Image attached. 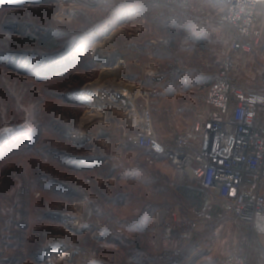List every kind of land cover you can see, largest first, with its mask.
I'll use <instances>...</instances> for the list:
<instances>
[{
	"label": "rangeland",
	"instance_id": "obj_1",
	"mask_svg": "<svg viewBox=\"0 0 264 264\" xmlns=\"http://www.w3.org/2000/svg\"><path fill=\"white\" fill-rule=\"evenodd\" d=\"M228 5L0 0V264H176L184 246L212 249V238L195 236L193 229L190 238L180 232L165 243L152 237L154 228L137 242L123 225L134 217L123 201L137 199L145 183L161 182L164 170L152 163L157 156L128 143L127 136L139 131L136 110L146 94L159 137L175 140L190 129L195 115L174 114L178 107L161 100L163 91L185 85H161L155 78L220 65L223 38L233 31L231 48L236 38L222 20ZM260 21L264 0H257L254 27ZM261 40L250 49L259 82L234 78L252 95L264 94ZM66 63L73 68L47 74ZM215 81L190 82V91L200 92L204 118L230 115V109L223 113L206 102ZM253 120L264 127V109ZM73 220L80 225H70ZM171 231L166 228L165 235ZM55 251L68 255L51 259Z\"/></svg>",
	"mask_w": 264,
	"mask_h": 264
},
{
	"label": "built area",
	"instance_id": "obj_2",
	"mask_svg": "<svg viewBox=\"0 0 264 264\" xmlns=\"http://www.w3.org/2000/svg\"><path fill=\"white\" fill-rule=\"evenodd\" d=\"M256 7L257 0H229L222 20L236 31L233 52L261 44V34L254 27ZM233 69V56H227L206 96V102L223 113L230 109L228 117L220 113L196 120L189 130L166 143L156 133L146 94L145 103L136 110L139 131L129 134L127 141L164 156L197 181L207 192L205 198L219 201L223 216L242 225L252 237L264 234V127L253 120L257 110L264 109V94L252 95L243 82L233 81ZM184 235L190 238V233ZM170 257L172 261L177 258ZM222 264H247V255L237 248Z\"/></svg>",
	"mask_w": 264,
	"mask_h": 264
},
{
	"label": "crops",
	"instance_id": "obj_3",
	"mask_svg": "<svg viewBox=\"0 0 264 264\" xmlns=\"http://www.w3.org/2000/svg\"><path fill=\"white\" fill-rule=\"evenodd\" d=\"M257 25H260L258 27L262 32V38H264V21H260ZM231 32L233 33V31H230L229 39L223 38L225 46L223 49L224 54L220 51L222 54L219 58L220 65L215 63L207 72L206 69H200V67L188 68V70H181V73L177 76L171 74L155 78L156 83L161 85H165L167 82L185 85V90L182 87L181 89L174 88L169 93L165 91L161 93L162 102L167 101V106L173 105V109L178 107L179 113L173 111L174 114L192 113L195 115L196 120L203 121L206 119L202 117L204 112L199 110L202 104L200 102V92L190 91V82L193 85H198L208 79L213 81L217 79L221 72H219L220 68L223 69L224 57L232 51L233 37ZM186 45L188 46V44ZM226 50H229V52L227 53ZM232 56L234 59L233 78L259 82V80H256L258 75L255 74V69H253L255 61L252 58L251 50L234 52ZM252 77L255 78V81ZM190 100L193 103H190ZM201 101H203V98ZM217 117H219V114ZM161 139L163 140V138ZM172 140L163 141L170 143ZM148 151L150 152V150ZM155 156L157 157H154L152 163H159L164 168L159 175L162 181L145 183L147 185L140 188L141 193L138 194L137 199L131 200L129 196L127 200L123 201L124 203L122 202L134 209L132 211L133 219H124L123 225L133 229V236L137 242V238L141 237L139 240L141 242L142 237L148 234L149 230L152 232L154 228L157 229L150 233L152 237L156 238L155 241L159 237L161 242L165 241V243H173L181 236L180 232H188L193 229L192 233L195 236L207 235L208 239L212 238L210 247L212 249L195 246L194 248L188 246V248H185L184 246L183 249L186 251L181 257L183 261L180 260L176 264H197V261H201L200 264H206L210 261L222 264L223 260L238 246L246 253L247 264H264V234L248 237L242 225H236V222L223 217L224 210L219 201L205 198L207 192L197 181L190 180L182 170L173 167L164 156ZM164 184L165 186H163ZM168 227L172 228L170 236L165 235V229ZM221 247L224 248V251L221 250ZM215 249H218V252Z\"/></svg>",
	"mask_w": 264,
	"mask_h": 264
},
{
	"label": "bare ground",
	"instance_id": "obj_4",
	"mask_svg": "<svg viewBox=\"0 0 264 264\" xmlns=\"http://www.w3.org/2000/svg\"><path fill=\"white\" fill-rule=\"evenodd\" d=\"M95 101H96V99H94ZM85 137V136H84ZM75 138H77L76 136H73V139H75ZM78 219V218H77ZM71 220V219H70ZM70 223V222H69ZM69 225V224H68ZM70 225H72V226H74V227H78L79 225H80V223L78 222V220H73L72 222H71V224ZM76 229V228H75ZM68 255V253L67 252H60V251H55V253H53V255H52V258L51 259H53V258H61V257H65V256H67ZM51 259H49L48 261H50Z\"/></svg>",
	"mask_w": 264,
	"mask_h": 264
},
{
	"label": "trees",
	"instance_id": "obj_5",
	"mask_svg": "<svg viewBox=\"0 0 264 264\" xmlns=\"http://www.w3.org/2000/svg\"><path fill=\"white\" fill-rule=\"evenodd\" d=\"M73 68V66H70V64L69 63H66V66H52V67H50L49 68V70H48V72H47V74L49 73V74H51V73H62L63 71H65V70H67V69H72ZM48 74V75H49Z\"/></svg>",
	"mask_w": 264,
	"mask_h": 264
}]
</instances>
